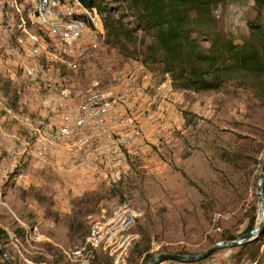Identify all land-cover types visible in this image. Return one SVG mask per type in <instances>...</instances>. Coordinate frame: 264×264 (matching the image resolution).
Here are the masks:
<instances>
[{"label":"rangeland","instance_id":"obj_1","mask_svg":"<svg viewBox=\"0 0 264 264\" xmlns=\"http://www.w3.org/2000/svg\"><path fill=\"white\" fill-rule=\"evenodd\" d=\"M207 15L209 21L193 19L187 48L193 52H187L185 65L212 52L216 37L241 45L248 24L264 25V6L252 0H214ZM148 43L152 39L141 32L135 47L119 48L103 38L75 71L65 72L75 87L93 81L109 86L120 73L147 74L141 102L156 98L139 112L140 138L121 147L124 157L107 169L73 167L61 153L47 163L30 156L28 129L13 116L34 121L48 116H40L27 80L10 79L14 65H0V229L14 264H68L66 254L82 243L94 220L110 217L122 204L139 213L127 239V264H146L149 255L160 253H201L257 224L264 93L251 90L252 78L241 72L231 74L234 84L224 82L216 90L193 84L175 88L163 57L144 62ZM161 85L164 93L158 95ZM140 119L148 121L147 129ZM23 226L30 233L36 229L40 239L26 240ZM261 240L220 248L199 262L166 264H264ZM112 256L101 248L92 264H113Z\"/></svg>","mask_w":264,"mask_h":264},{"label":"built area","instance_id":"obj_2","mask_svg":"<svg viewBox=\"0 0 264 264\" xmlns=\"http://www.w3.org/2000/svg\"><path fill=\"white\" fill-rule=\"evenodd\" d=\"M103 35L96 8L79 0H0V65H14L10 79L27 80L40 116L49 113L35 121L13 116L28 129L30 156L46 162L63 148L66 164L107 169L118 162L121 147L138 142L147 74L120 73L109 86L93 81L75 87L65 73L91 56ZM138 216L122 204L110 217L94 220L82 243L66 254L68 264H92L101 248L115 254L113 264H127V239ZM23 230L26 240L40 239L36 229L30 233L32 229L23 226Z\"/></svg>","mask_w":264,"mask_h":264},{"label":"trees","instance_id":"obj_3","mask_svg":"<svg viewBox=\"0 0 264 264\" xmlns=\"http://www.w3.org/2000/svg\"><path fill=\"white\" fill-rule=\"evenodd\" d=\"M22 0H17L21 3ZM86 7L96 8L104 28L105 43L112 42L119 48L134 46L138 33L149 35L152 43L146 44L147 55L156 60L163 57L166 73L172 72L174 87L183 88L188 84L196 85L199 90H216L224 82H235L231 78L234 72H241L243 78H252L251 90L264 93V25L248 24L250 33L241 45L220 41L216 37L209 54L196 55L197 61L183 64L188 51L192 31L191 24L200 18L209 21L208 9L214 0H79ZM258 7L264 6V0H252ZM196 17V21L193 19ZM261 38V39H260ZM145 42L142 40L141 43ZM189 52V54L187 53ZM226 56L222 61L218 55ZM148 56H150L148 58ZM229 62V63H228ZM176 70L174 75V70ZM168 73V74H169ZM177 82V85H176ZM264 192V182H263ZM254 224L246 229V233ZM24 234V230L21 229ZM5 231L0 229V243L3 246ZM262 234L255 240H261ZM224 240H232L230 236ZM255 240L251 241L254 242ZM262 241V240H261ZM185 254V253H179ZM260 255L264 256V249ZM4 264H8L0 252ZM152 256H148V260ZM208 258V257H207ZM257 263V262H255ZM254 263V264H255Z\"/></svg>","mask_w":264,"mask_h":264},{"label":"water","instance_id":"obj_4","mask_svg":"<svg viewBox=\"0 0 264 264\" xmlns=\"http://www.w3.org/2000/svg\"><path fill=\"white\" fill-rule=\"evenodd\" d=\"M264 159L261 165L260 172L256 181V197L259 204V215L258 222L252 230L238 237L235 240H221L216 242L212 247L205 251L197 254H176V253H160L149 259L146 264H157L166 261L181 262V263H195L206 259L220 248H234L247 244L257 239L263 232L264 229ZM0 252L8 264H14L13 261L8 257L2 245L0 244Z\"/></svg>","mask_w":264,"mask_h":264},{"label":"crops","instance_id":"obj_5","mask_svg":"<svg viewBox=\"0 0 264 264\" xmlns=\"http://www.w3.org/2000/svg\"><path fill=\"white\" fill-rule=\"evenodd\" d=\"M145 70V69H144ZM162 87H164L163 85H161V86H158L157 88H156V90H157V94L159 95V94H161V92L162 93H164L163 91H162ZM156 98V95L155 96H152L151 98L149 97V98H145L144 99V102H141L140 103V113H142L144 110H146L147 108H145V105H146V103H147V101H150V99H155ZM54 100H56V99H54ZM152 101V100H151ZM56 102V101H55ZM149 105V104H148ZM44 116H49V113H47V112H45L44 113ZM47 117H45V119H46ZM140 122L142 123V125L147 129V126L149 125V123H148V121H144L143 119H140ZM16 140H19L18 138H16ZM60 153L65 157L64 159H66V153H65V151H64V154H63V151H62V149H57L56 151H54L53 153H51L48 157H47V159H46V163L49 161V159H51V157H58L59 155H60ZM120 159L121 158H123L124 157V149L123 150H121L120 151ZM50 157V158H49ZM59 158V157H58ZM63 160H62V158H61V160H58L57 162H56V164H60L61 162H62ZM60 162V163H59ZM63 163V162H62Z\"/></svg>","mask_w":264,"mask_h":264}]
</instances>
